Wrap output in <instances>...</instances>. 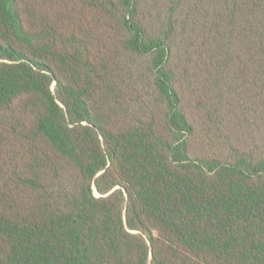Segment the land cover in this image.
I'll return each instance as SVG.
<instances>
[{"label": "trees", "instance_id": "1", "mask_svg": "<svg viewBox=\"0 0 264 264\" xmlns=\"http://www.w3.org/2000/svg\"><path fill=\"white\" fill-rule=\"evenodd\" d=\"M0 264H264V0H0Z\"/></svg>", "mask_w": 264, "mask_h": 264}]
</instances>
